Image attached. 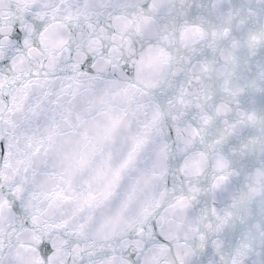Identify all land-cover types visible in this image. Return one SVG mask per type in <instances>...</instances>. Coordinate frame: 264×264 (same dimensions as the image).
Here are the masks:
<instances>
[{"label":"snow or ice","instance_id":"1","mask_svg":"<svg viewBox=\"0 0 264 264\" xmlns=\"http://www.w3.org/2000/svg\"><path fill=\"white\" fill-rule=\"evenodd\" d=\"M0 264H264V0H0Z\"/></svg>","mask_w":264,"mask_h":264}]
</instances>
